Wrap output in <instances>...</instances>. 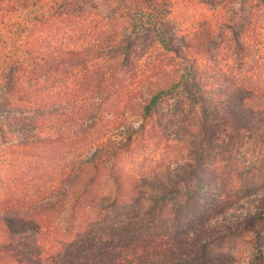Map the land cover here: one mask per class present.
Instances as JSON below:
<instances>
[{
    "label": "trees",
    "instance_id": "obj_1",
    "mask_svg": "<svg viewBox=\"0 0 264 264\" xmlns=\"http://www.w3.org/2000/svg\"><path fill=\"white\" fill-rule=\"evenodd\" d=\"M165 100L190 112L178 126L197 136L186 140L199 150L180 159L184 174L205 140L213 144L208 128L214 144L240 133L264 140V0H0V109L19 118L16 105L25 106L21 117L30 112L34 127L53 128L73 155L58 200L36 212L43 218L14 216L21 229L36 221L39 232H58L59 246L40 255L12 231L0 238V259L221 264L230 253L220 243L232 238L264 264V192L216 217L200 200L205 182L177 178L174 163L125 169L134 140L156 135ZM4 222L0 231L11 233Z\"/></svg>",
    "mask_w": 264,
    "mask_h": 264
},
{
    "label": "rangeland",
    "instance_id": "obj_2",
    "mask_svg": "<svg viewBox=\"0 0 264 264\" xmlns=\"http://www.w3.org/2000/svg\"><path fill=\"white\" fill-rule=\"evenodd\" d=\"M172 102L165 100L159 104L157 120L161 125L156 135L138 136L134 140L130 151L123 157L125 169L139 174L174 163L177 178L181 179L184 175L197 188L201 180L205 182L199 194L200 200L205 203L204 209L210 206L214 210V216L226 217L231 208L246 209L244 199L247 196L264 192V140L249 133H240L236 137L226 136L222 143L214 144L216 132L208 128L213 144L205 140L203 144L206 149L200 151L197 166L184 174L187 168L180 159L186 156L189 149L193 152L199 150L194 144L189 148L186 140L192 142L197 136L193 138L188 130L182 133L185 131L179 128V121L183 115L189 116L190 112L185 108L182 110L180 106L173 112ZM24 107L16 105L14 115L19 118H13L12 111L8 112L6 107L0 109V122L4 125L3 133H0V216L6 221L5 228L11 232L3 234L0 231V238H11L12 231L19 232L16 238L21 248L44 255L47 246H59L58 232H47L46 228L39 232L36 221H29L25 229H21L20 219L14 216L28 219V214H36L41 210V205L54 204L58 200L62 178L73 155L70 147L56 140L58 134L53 128L34 127L30 112L21 117L19 113ZM46 137L51 141L40 143L32 149L12 146L21 139L36 141ZM53 210L57 211L55 207ZM35 217L43 218L41 214ZM234 240L230 238L220 243L222 250L230 253L221 264H258L256 256L260 253L250 249L242 240ZM12 247L17 253V247ZM8 256L0 259V264H19L20 256L13 255L16 259Z\"/></svg>",
    "mask_w": 264,
    "mask_h": 264
}]
</instances>
